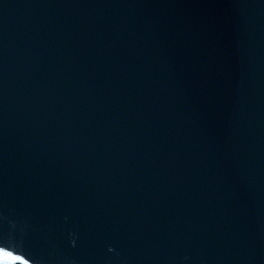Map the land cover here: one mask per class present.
<instances>
[{"label":"water","instance_id":"water-1","mask_svg":"<svg viewBox=\"0 0 264 264\" xmlns=\"http://www.w3.org/2000/svg\"><path fill=\"white\" fill-rule=\"evenodd\" d=\"M0 245L264 264V93L168 0H0Z\"/></svg>","mask_w":264,"mask_h":264},{"label":"snow or ice","instance_id":"snow-or-ice-1","mask_svg":"<svg viewBox=\"0 0 264 264\" xmlns=\"http://www.w3.org/2000/svg\"><path fill=\"white\" fill-rule=\"evenodd\" d=\"M4 248H5V246L0 245V251H4ZM11 255H12V253L4 251L5 258H7L8 256H11ZM16 259L17 260H22L23 258L22 257H17ZM24 264H27V261H24Z\"/></svg>","mask_w":264,"mask_h":264}]
</instances>
